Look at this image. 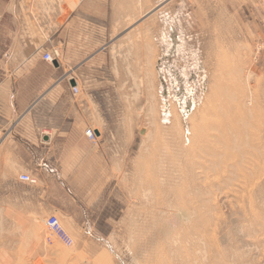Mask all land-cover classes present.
I'll list each match as a JSON object with an SVG mask.
<instances>
[{
  "label": "rangeland",
  "instance_id": "rangeland-1",
  "mask_svg": "<svg viewBox=\"0 0 264 264\" xmlns=\"http://www.w3.org/2000/svg\"><path fill=\"white\" fill-rule=\"evenodd\" d=\"M134 1V30L108 45L128 96H101V147L81 150L101 164L70 183L85 201L69 210V182L52 179L43 212L40 182L0 166V264H264V0L169 4L146 21ZM50 215L71 246L46 243Z\"/></svg>",
  "mask_w": 264,
  "mask_h": 264
},
{
  "label": "crops",
  "instance_id": "crops-1",
  "mask_svg": "<svg viewBox=\"0 0 264 264\" xmlns=\"http://www.w3.org/2000/svg\"><path fill=\"white\" fill-rule=\"evenodd\" d=\"M152 3L156 7L149 10L151 1L142 0L148 9L141 20L146 21L169 4L190 6L195 13L194 7L203 1L152 0ZM188 15L192 19L190 12ZM134 16V0H0V96H3L0 166L12 167V179L28 175L40 182L35 190L43 212L54 210L53 196L49 194L52 179L69 182L64 194L69 210L85 201V196L70 183L93 180L86 175L96 171L92 166L101 164L81 151L101 147L102 132L97 126L102 114L101 96H128L115 89L114 57L108 45L110 40L124 38L134 30L131 27ZM175 21L180 27L179 19ZM129 22L131 26L124 27ZM118 26H123L120 32ZM151 35L159 41L164 36L160 30ZM103 37H109V42H104ZM53 51L60 54L55 61L57 67L42 60L45 53ZM151 60H141V69H150ZM71 76L83 91L81 96L86 97L70 99V86L63 78ZM46 103L49 108L44 107ZM89 129L96 136L94 143L84 135ZM55 150L68 152L49 157ZM15 207L27 211L17 200Z\"/></svg>",
  "mask_w": 264,
  "mask_h": 264
},
{
  "label": "built area",
  "instance_id": "built-area-1",
  "mask_svg": "<svg viewBox=\"0 0 264 264\" xmlns=\"http://www.w3.org/2000/svg\"><path fill=\"white\" fill-rule=\"evenodd\" d=\"M59 58H60V54L57 51L48 52L42 56V60L48 65H52V63L57 61ZM63 80H66L69 84L71 82L75 83L74 85L70 87V89H71L72 95L77 96L79 94V89L76 85L74 77L72 76L64 77ZM85 137L91 142H94L96 138L94 131L90 129L85 131ZM19 181L29 186H35L37 183L36 179L31 178L28 175H20ZM44 226L47 232V236L45 239L47 244H52L53 241H58L66 247H69L72 245L71 237L66 233L63 226L60 223V220L56 216L54 215L48 216L46 220L44 221Z\"/></svg>",
  "mask_w": 264,
  "mask_h": 264
},
{
  "label": "water",
  "instance_id": "water-1",
  "mask_svg": "<svg viewBox=\"0 0 264 264\" xmlns=\"http://www.w3.org/2000/svg\"><path fill=\"white\" fill-rule=\"evenodd\" d=\"M52 66L57 67V63L56 62H53L52 63ZM71 85H74V83H71Z\"/></svg>",
  "mask_w": 264,
  "mask_h": 264
},
{
  "label": "bare ground",
  "instance_id": "bare-ground-1",
  "mask_svg": "<svg viewBox=\"0 0 264 264\" xmlns=\"http://www.w3.org/2000/svg\"><path fill=\"white\" fill-rule=\"evenodd\" d=\"M152 12H153V11H152ZM145 196H146V195H145ZM183 252H184V251H183ZM183 252H182V253H183ZM185 254H186V251H185ZM187 258H188V257H187Z\"/></svg>",
  "mask_w": 264,
  "mask_h": 264
}]
</instances>
